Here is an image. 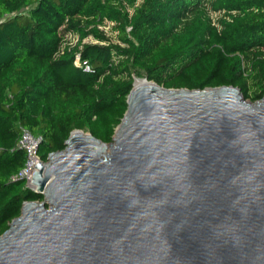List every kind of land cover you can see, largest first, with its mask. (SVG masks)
Here are the masks:
<instances>
[{
  "label": "water",
  "instance_id": "95a60500",
  "mask_svg": "<svg viewBox=\"0 0 264 264\" xmlns=\"http://www.w3.org/2000/svg\"><path fill=\"white\" fill-rule=\"evenodd\" d=\"M135 79L110 143L35 164L0 264H264V97Z\"/></svg>",
  "mask_w": 264,
  "mask_h": 264
},
{
  "label": "trees",
  "instance_id": "16d2710c",
  "mask_svg": "<svg viewBox=\"0 0 264 264\" xmlns=\"http://www.w3.org/2000/svg\"><path fill=\"white\" fill-rule=\"evenodd\" d=\"M134 78L261 100L264 0H0V235L24 202L43 201L13 180L26 161L22 130L42 138V163L73 130L110 143Z\"/></svg>",
  "mask_w": 264,
  "mask_h": 264
},
{
  "label": "built area",
  "instance_id": "2783aa9c",
  "mask_svg": "<svg viewBox=\"0 0 264 264\" xmlns=\"http://www.w3.org/2000/svg\"><path fill=\"white\" fill-rule=\"evenodd\" d=\"M80 67L84 73H93V69L86 62L81 63L79 58L74 63ZM42 141L41 137L33 136L27 130H22L21 136L16 144L15 149L25 152L26 161L22 170L13 178V180H25L26 187L33 190L35 187L32 185V174L36 170L35 164L42 163L38 157V146ZM1 150V148H0Z\"/></svg>",
  "mask_w": 264,
  "mask_h": 264
},
{
  "label": "rangeland",
  "instance_id": "374dc122",
  "mask_svg": "<svg viewBox=\"0 0 264 264\" xmlns=\"http://www.w3.org/2000/svg\"><path fill=\"white\" fill-rule=\"evenodd\" d=\"M111 27H112V24L107 22V21H105L104 25L101 28L103 30H106V31L110 32V35L115 36V33L111 31ZM77 41H78V38L76 36H72L70 38V43L73 44V45H75L77 43ZM83 42L84 43H89V42H93V41H92L91 38H86V39L83 40ZM85 133H87V132H85Z\"/></svg>",
  "mask_w": 264,
  "mask_h": 264
},
{
  "label": "bare ground",
  "instance_id": "6f19581e",
  "mask_svg": "<svg viewBox=\"0 0 264 264\" xmlns=\"http://www.w3.org/2000/svg\"><path fill=\"white\" fill-rule=\"evenodd\" d=\"M147 83H145L144 79H135V83H134V87L135 88H139L141 86L146 85ZM107 152H109V147H107ZM34 187V186H33Z\"/></svg>",
  "mask_w": 264,
  "mask_h": 264
}]
</instances>
